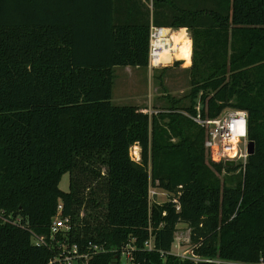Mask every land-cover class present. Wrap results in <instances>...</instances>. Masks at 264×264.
<instances>
[{"label":"trees","instance_id":"16d2710c","mask_svg":"<svg viewBox=\"0 0 264 264\" xmlns=\"http://www.w3.org/2000/svg\"><path fill=\"white\" fill-rule=\"evenodd\" d=\"M153 8V25L191 35L192 88L188 107L150 115L112 101L114 67L148 68L150 21L124 23L114 0H0V264L55 257L60 202L67 242L103 248L89 264H124L123 252L129 264H264V0ZM200 93L204 117L248 113L255 153L235 177L220 176L239 166L206 161L205 129L185 114ZM152 187L168 200L152 201ZM181 223L192 257L172 251Z\"/></svg>","mask_w":264,"mask_h":264},{"label":"built area","instance_id":"2783aa9c","mask_svg":"<svg viewBox=\"0 0 264 264\" xmlns=\"http://www.w3.org/2000/svg\"><path fill=\"white\" fill-rule=\"evenodd\" d=\"M173 35L171 28L151 26L148 58L150 72L164 66L167 59L176 56L180 45L176 44ZM202 94L200 93L197 98L196 114H185L205 128V147L210 152L213 161L226 163V161L233 160L236 162V166L244 170L249 158L248 145L250 142L247 111L230 108L215 118L204 117L205 104ZM150 194H152L151 189ZM72 230V220L63 215V203L60 202L49 234L51 245L57 248V254L48 264H89L95 255L103 251L102 247L93 245L92 242L83 249L78 244H69L66 238ZM33 242L35 245L48 244L45 236L36 234L33 236ZM146 246L152 249V241H148ZM122 259L125 261L124 264H129L131 262L130 253L123 252Z\"/></svg>","mask_w":264,"mask_h":264},{"label":"rangeland","instance_id":"374dc122","mask_svg":"<svg viewBox=\"0 0 264 264\" xmlns=\"http://www.w3.org/2000/svg\"><path fill=\"white\" fill-rule=\"evenodd\" d=\"M177 33L181 39L185 37L191 38L189 32L188 35L184 31ZM192 50L193 46L191 45V51L188 54L181 56L180 59L191 57ZM176 59H178L176 56L167 59L164 66L151 72L146 70L148 68L135 71L133 87H131L132 85H129L131 79L125 72L124 67H118L115 71L113 103L117 105L139 104L138 106L144 108V110L150 115L169 106L173 100H180L181 107H188L191 104L188 95L192 88L190 72L192 63L187 65L182 59L179 64H176ZM173 141L176 142L177 138H174ZM204 148L206 161L212 160L210 152L205 147V143ZM131 156L136 161H140L141 148L139 146H134L131 150ZM239 172H241V169H238L234 173H223L220 177L224 180L237 176ZM69 184L70 175L69 173H65L60 182V187L63 190H69ZM151 192L152 194H150V197L152 201L163 203L168 200V193L160 188L152 187ZM190 232L191 229L186 224L181 223L178 225L175 243L172 248L174 253L182 257H192Z\"/></svg>","mask_w":264,"mask_h":264},{"label":"crops","instance_id":"0c3cea01","mask_svg":"<svg viewBox=\"0 0 264 264\" xmlns=\"http://www.w3.org/2000/svg\"><path fill=\"white\" fill-rule=\"evenodd\" d=\"M114 11L116 15H119L120 20L123 21L124 23L142 25V24H148L150 21L151 26L153 25V15H154L153 0H114ZM171 29L173 31V34L184 31L188 35L189 32L185 28L184 29L171 28ZM189 39L191 40L190 37ZM191 45H193L192 40H191ZM176 60L180 61L182 59L178 58ZM191 63H192V53H191L190 64ZM118 67L120 66L114 67V71H116ZM124 69L125 72L129 75V78L131 79L130 80L131 83H129V85H132L131 87H133L135 71H139L143 68L125 66ZM146 70L150 72L149 69ZM136 105L138 106L139 104Z\"/></svg>","mask_w":264,"mask_h":264},{"label":"bare ground","instance_id":"6f19581e","mask_svg":"<svg viewBox=\"0 0 264 264\" xmlns=\"http://www.w3.org/2000/svg\"><path fill=\"white\" fill-rule=\"evenodd\" d=\"M173 36H174L176 44L180 45L176 53L177 55L176 57L180 59L181 56H184L191 51V40L188 37L181 39L178 33H175Z\"/></svg>","mask_w":264,"mask_h":264},{"label":"water","instance_id":"95a60500","mask_svg":"<svg viewBox=\"0 0 264 264\" xmlns=\"http://www.w3.org/2000/svg\"><path fill=\"white\" fill-rule=\"evenodd\" d=\"M248 153H249V156L253 155L255 153V143L253 141L249 142ZM225 165L227 167H235L236 166V162L233 161V160H229V161H226Z\"/></svg>","mask_w":264,"mask_h":264}]
</instances>
